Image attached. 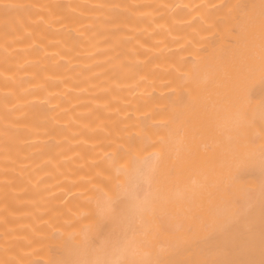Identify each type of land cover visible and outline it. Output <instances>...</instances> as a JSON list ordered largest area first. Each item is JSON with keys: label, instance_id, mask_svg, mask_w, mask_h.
Wrapping results in <instances>:
<instances>
[{"label": "bare ground", "instance_id": "bare-ground-1", "mask_svg": "<svg viewBox=\"0 0 264 264\" xmlns=\"http://www.w3.org/2000/svg\"><path fill=\"white\" fill-rule=\"evenodd\" d=\"M264 0H0V264H264Z\"/></svg>", "mask_w": 264, "mask_h": 264}, {"label": "snow or ice", "instance_id": "snow-or-ice-1", "mask_svg": "<svg viewBox=\"0 0 264 264\" xmlns=\"http://www.w3.org/2000/svg\"><path fill=\"white\" fill-rule=\"evenodd\" d=\"M262 117H264V106H262Z\"/></svg>", "mask_w": 264, "mask_h": 264}]
</instances>
